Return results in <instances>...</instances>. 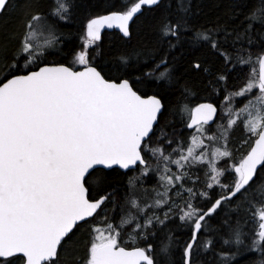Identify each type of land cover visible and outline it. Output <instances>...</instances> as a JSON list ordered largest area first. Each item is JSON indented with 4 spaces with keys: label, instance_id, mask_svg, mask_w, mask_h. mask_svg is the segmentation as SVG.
Masks as SVG:
<instances>
[{
    "label": "snow or ice",
    "instance_id": "6c2138e0",
    "mask_svg": "<svg viewBox=\"0 0 264 264\" xmlns=\"http://www.w3.org/2000/svg\"><path fill=\"white\" fill-rule=\"evenodd\" d=\"M201 11L0 0V264H264V0Z\"/></svg>",
    "mask_w": 264,
    "mask_h": 264
},
{
    "label": "trees",
    "instance_id": "16d2710c",
    "mask_svg": "<svg viewBox=\"0 0 264 264\" xmlns=\"http://www.w3.org/2000/svg\"><path fill=\"white\" fill-rule=\"evenodd\" d=\"M99 2V0H98ZM229 3V0H193V4L199 5L201 8V14L199 16L200 22H205V21H214L218 16H221L223 12L226 10V7ZM7 20V23L0 22V32L3 30H11L13 29L16 25L15 22L11 18H5ZM82 21V18H81ZM65 31L66 32H71V42L78 45L80 43L78 39V35L80 34V24H67L65 25ZM118 31L112 30V31H105L102 34V47L106 50H115V45L118 42ZM69 41L65 40V43L67 44ZM178 73L182 72L184 69V62L183 58L178 61ZM215 102V101H213ZM177 128H181V125L179 123L176 124ZM242 137V133L237 130L235 133V141L238 144L239 140ZM177 235H181V230H177ZM255 258V257H253Z\"/></svg>",
    "mask_w": 264,
    "mask_h": 264
},
{
    "label": "water",
    "instance_id": "95a60500",
    "mask_svg": "<svg viewBox=\"0 0 264 264\" xmlns=\"http://www.w3.org/2000/svg\"><path fill=\"white\" fill-rule=\"evenodd\" d=\"M105 31H112V30H105ZM105 31H104V32H105ZM116 31H117V30H116ZM104 32H103V33H104ZM103 33H102V34H103Z\"/></svg>",
    "mask_w": 264,
    "mask_h": 264
},
{
    "label": "flooded vegetation",
    "instance_id": "af4514ba",
    "mask_svg": "<svg viewBox=\"0 0 264 264\" xmlns=\"http://www.w3.org/2000/svg\"><path fill=\"white\" fill-rule=\"evenodd\" d=\"M188 132H191L192 130H187Z\"/></svg>",
    "mask_w": 264,
    "mask_h": 264
}]
</instances>
